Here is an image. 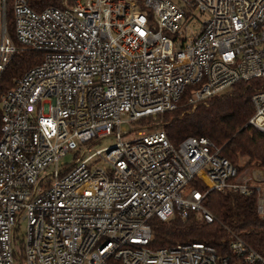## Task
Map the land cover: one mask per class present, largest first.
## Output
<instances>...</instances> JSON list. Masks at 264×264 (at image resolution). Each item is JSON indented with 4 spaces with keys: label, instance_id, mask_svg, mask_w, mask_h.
Listing matches in <instances>:
<instances>
[{
    "label": "built area",
    "instance_id": "obj_1",
    "mask_svg": "<svg viewBox=\"0 0 264 264\" xmlns=\"http://www.w3.org/2000/svg\"><path fill=\"white\" fill-rule=\"evenodd\" d=\"M11 14L41 59L0 93V264H264L230 230L216 247L150 248L154 218L212 223L209 192L253 196L264 219V170L149 128L184 98L258 81L248 123L264 133V0H11ZM6 16L0 0V79L17 51Z\"/></svg>",
    "mask_w": 264,
    "mask_h": 264
},
{
    "label": "trees",
    "instance_id": "obj_2",
    "mask_svg": "<svg viewBox=\"0 0 264 264\" xmlns=\"http://www.w3.org/2000/svg\"><path fill=\"white\" fill-rule=\"evenodd\" d=\"M28 1L36 12L51 6L62 7L63 2ZM6 22L17 51L1 76L0 93L11 88L16 78L41 59L40 53L24 49L14 39L11 0H7ZM260 86L258 81L237 83L225 93L196 105L195 109L187 105L184 98L178 109L159 116L156 124L149 128L162 129L174 146L188 137L206 138L232 165L237 167L239 160H244L245 167L264 170V133L248 123L253 114L250 98ZM201 190L205 191V187ZM203 207L215 217L212 223H207L196 212H191L185 219L178 215L168 221L152 219L150 248L160 249L193 242L216 247L227 238L226 230H230L243 237L264 256V219L256 214L255 197L237 196L231 192H209L203 200Z\"/></svg>",
    "mask_w": 264,
    "mask_h": 264
},
{
    "label": "rangeland",
    "instance_id": "obj_3",
    "mask_svg": "<svg viewBox=\"0 0 264 264\" xmlns=\"http://www.w3.org/2000/svg\"><path fill=\"white\" fill-rule=\"evenodd\" d=\"M125 127V126H124ZM126 130H128V127H125ZM129 139V138H128ZM115 144V138L112 136H108L102 139H99L98 141H93L90 145V150L92 152L98 151V150H103L106 149L112 145ZM73 154L72 152L68 153L63 159L62 161L64 163H71L73 161ZM79 156V153L77 154V157ZM244 164V160H239V164ZM263 170V169H262ZM25 233V223H21L20 225V229H19V235H23Z\"/></svg>",
    "mask_w": 264,
    "mask_h": 264
}]
</instances>
